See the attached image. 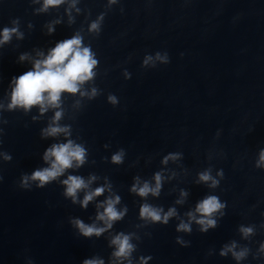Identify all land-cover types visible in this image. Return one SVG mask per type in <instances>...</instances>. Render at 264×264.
I'll return each mask as SVG.
<instances>
[{"label": "clouds", "instance_id": "9594fccd", "mask_svg": "<svg viewBox=\"0 0 264 264\" xmlns=\"http://www.w3.org/2000/svg\"><path fill=\"white\" fill-rule=\"evenodd\" d=\"M33 3H40L41 0H32ZM69 0H42L41 6L36 9L37 13H46L51 8H58ZM116 0H109V3H115ZM77 0H70L69 7L66 12L69 14V22H73L71 17V10L75 8ZM77 12L80 9H76ZM104 19V14H101L95 21L89 25V31L99 34L101 31V22ZM54 23H59L55 21ZM12 26H5L0 30V46L9 43L15 36L17 39H23V33L20 31V20L15 18L11 21ZM31 26V25H29ZM48 31H54L52 25H48ZM37 57L32 60L31 70L25 71L23 74L12 79V87L10 92V102L7 104V110L13 111L22 109L25 113L30 112L33 108H37L39 113L44 114L49 110H53L54 114L50 118L48 125L41 129V138L47 139L49 137L56 138L64 136L66 142L52 143L43 153V161L48 165L47 167L38 168L30 175L24 174L21 177L20 186L22 188H29L30 182H35L38 188H44L51 182L57 181L69 169H79L88 161V149L82 143H78L71 137V125H61L60 121L64 116L63 97L64 94L75 96L79 94L80 97H87L89 100L94 99L100 94L96 87H92L91 91L85 89L88 83H95L97 72L95 71L99 61L96 58V53L92 50L91 45H85L84 37L77 31L71 38L64 39L58 42L54 48H51L47 55L42 51L37 52ZM29 59V54L24 53L20 55L19 60L25 61ZM155 61L167 64L169 59L167 53L161 55L156 53L155 57L146 56L143 60V65L147 66L152 63L155 66ZM126 78H130V74L125 73ZM108 102L111 105L119 103L117 97L113 94L108 95ZM76 103L79 105L80 101ZM3 107V105H0ZM38 119V117H33ZM108 147V145H105ZM179 153H170L164 158V163L169 159L176 160L179 158ZM125 150L119 149L111 156V162L114 164L123 163ZM4 159L10 161L12 157L8 154L4 155ZM256 167H264V149L259 153V159L256 162ZM223 178L224 173L221 170L217 173ZM98 177L92 174L86 180L80 175H67L61 183L64 185V196L71 198L73 203L79 202L81 207L87 208L89 202L96 197L104 194L106 190L111 191V185L106 183L103 186L91 189L90 185ZM154 186L149 181L141 183L140 177L134 178V183L130 191L136 195L146 198L150 194L152 196H159L162 187V174L155 173ZM198 183L208 184L210 188L219 186L220 181L211 175V170H205L199 173ZM83 191L84 196L82 200H78V194ZM186 192H181V197H185ZM121 203L119 195H110L104 201L98 203L95 220L102 222L103 227L93 222L86 224L80 219L71 220V224L78 229L79 235L85 238L93 236L99 237L104 232L113 228L114 223L120 221L126 215L128 209L125 206L122 210L117 208ZM176 203H183V200H177ZM226 208V203L221 202L217 195H208L199 201L193 211L187 212L185 215L188 221L181 220L176 226L177 232L191 233L192 223L199 225V231L207 233L209 229H214L218 226V221L215 218L219 213L220 216L225 215L222 211ZM100 209H103L100 211ZM178 215L175 207H170L166 212L162 207L154 206L150 203H143L139 208V218L146 223L167 225L169 220ZM239 232L244 239L255 234L254 226L239 227ZM134 233L118 232L112 236L110 246H114L112 257L114 264H132V253L136 250V245L132 243ZM138 238V237H137ZM176 243L182 244L185 247L190 245V241H184L182 237H176ZM237 243L232 241L225 245L221 251V256H227L229 253L232 257L240 262L245 260L250 252L247 247H241L237 250ZM260 251L264 252V243L260 246ZM141 257L140 264H147V259ZM82 264H104V260L99 258L85 259Z\"/></svg>", "mask_w": 264, "mask_h": 264}]
</instances>
